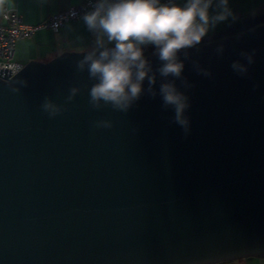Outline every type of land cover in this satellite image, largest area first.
I'll return each mask as SVG.
<instances>
[{
  "label": "water",
  "instance_id": "obj_1",
  "mask_svg": "<svg viewBox=\"0 0 264 264\" xmlns=\"http://www.w3.org/2000/svg\"><path fill=\"white\" fill-rule=\"evenodd\" d=\"M240 36L237 39V36ZM223 38L222 58L213 48ZM212 40L185 67L190 134L144 95L127 114L92 110L75 61L86 51L0 68V264H209L264 256V23ZM256 49L249 76L230 64ZM154 65L158 62L149 54ZM17 74V77L15 78ZM25 78L28 86L9 82ZM258 84L255 90L253 85ZM109 118L111 129L92 122ZM137 129L138 131H135Z\"/></svg>",
  "mask_w": 264,
  "mask_h": 264
},
{
  "label": "clouds",
  "instance_id": "obj_2",
  "mask_svg": "<svg viewBox=\"0 0 264 264\" xmlns=\"http://www.w3.org/2000/svg\"><path fill=\"white\" fill-rule=\"evenodd\" d=\"M79 18L93 39L87 52L75 61V71L78 75L87 73L90 86L70 87L63 104L45 96L40 110L55 119L67 112L68 104L85 89L92 110L111 108L122 114H127L144 95L159 97L162 110L174 113L170 123L179 126L185 137L191 131L186 114L191 107L187 92L194 87L184 75L185 67L190 64L197 75L212 78L211 69L193 53L199 57L204 47H210L221 25L230 28L240 20L230 0H88ZM149 48L156 65L146 55ZM226 49L221 38L212 51L222 58ZM256 53L254 48L241 49L239 58L230 64L233 73L247 78ZM22 70L17 68V74ZM13 82L28 86L25 78L13 79L9 82L13 92L20 91L12 86ZM257 87L253 85V90ZM91 126L108 130L114 122L100 118Z\"/></svg>",
  "mask_w": 264,
  "mask_h": 264
},
{
  "label": "crops",
  "instance_id": "obj_3",
  "mask_svg": "<svg viewBox=\"0 0 264 264\" xmlns=\"http://www.w3.org/2000/svg\"><path fill=\"white\" fill-rule=\"evenodd\" d=\"M81 1L0 0V5H7L14 9L25 23L35 24L51 13L66 9ZM230 4L240 20L230 28L221 25L212 40L241 31L249 21L261 16L260 11L264 10V0H230ZM92 39L82 21L72 20L57 32L41 30L31 39L18 41L15 46V60L20 66L29 61L46 62L63 52L86 51L91 46ZM152 51L151 48L147 49L146 55L151 54Z\"/></svg>",
  "mask_w": 264,
  "mask_h": 264
},
{
  "label": "built area",
  "instance_id": "obj_4",
  "mask_svg": "<svg viewBox=\"0 0 264 264\" xmlns=\"http://www.w3.org/2000/svg\"><path fill=\"white\" fill-rule=\"evenodd\" d=\"M87 3L88 0H82L76 5L49 14L35 24L25 23L14 9L0 5V68L10 69L7 78L21 67L15 60V46L18 41L31 39L41 30L57 32L69 21L80 20L79 14H82Z\"/></svg>",
  "mask_w": 264,
  "mask_h": 264
},
{
  "label": "rangeland",
  "instance_id": "obj_5",
  "mask_svg": "<svg viewBox=\"0 0 264 264\" xmlns=\"http://www.w3.org/2000/svg\"><path fill=\"white\" fill-rule=\"evenodd\" d=\"M261 16L256 18V24L264 23V10L260 11ZM209 264H264V256H245L235 259L221 260Z\"/></svg>",
  "mask_w": 264,
  "mask_h": 264
}]
</instances>
